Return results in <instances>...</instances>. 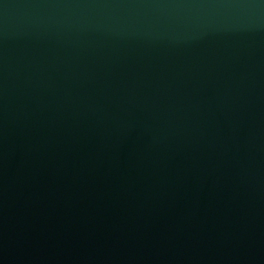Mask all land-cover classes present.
Listing matches in <instances>:
<instances>
[{
	"label": "water",
	"instance_id": "1",
	"mask_svg": "<svg viewBox=\"0 0 264 264\" xmlns=\"http://www.w3.org/2000/svg\"><path fill=\"white\" fill-rule=\"evenodd\" d=\"M0 264H264V0H0Z\"/></svg>",
	"mask_w": 264,
	"mask_h": 264
}]
</instances>
